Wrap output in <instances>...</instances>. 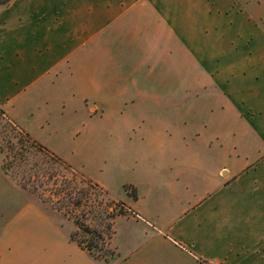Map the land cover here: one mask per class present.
Listing matches in <instances>:
<instances>
[{
    "label": "crops",
    "instance_id": "obj_1",
    "mask_svg": "<svg viewBox=\"0 0 264 264\" xmlns=\"http://www.w3.org/2000/svg\"><path fill=\"white\" fill-rule=\"evenodd\" d=\"M0 108L126 211L96 259L0 152V264H264V0H10Z\"/></svg>",
    "mask_w": 264,
    "mask_h": 264
},
{
    "label": "rangeland",
    "instance_id": "obj_2",
    "mask_svg": "<svg viewBox=\"0 0 264 264\" xmlns=\"http://www.w3.org/2000/svg\"><path fill=\"white\" fill-rule=\"evenodd\" d=\"M4 5L0 4V7ZM32 142L26 133L6 118L0 108L2 170L11 185L22 193H29L32 200L44 209L70 220L76 228L73 233L75 240L83 245L93 242L95 255L107 260L114 259L109 245L110 228L112 215L123 211L121 202L111 200L100 188L89 183L88 179L84 180L81 173L70 171L53 155ZM1 193H11V190L4 187ZM75 221L79 226L99 233L101 238L84 233L78 229Z\"/></svg>",
    "mask_w": 264,
    "mask_h": 264
},
{
    "label": "trees",
    "instance_id": "obj_3",
    "mask_svg": "<svg viewBox=\"0 0 264 264\" xmlns=\"http://www.w3.org/2000/svg\"><path fill=\"white\" fill-rule=\"evenodd\" d=\"M10 0H0V4H7L8 2H9ZM36 147H38V148H40L41 150H43V151H45L46 153H49V154H51V155H53L60 163H62V164H64L66 167H68L69 168V170L70 171H73V172H76L75 170H73V168L69 165V164H67L66 162H64L62 159H60L58 156H56V155H54L53 153H51V152H49L46 148H44L43 146H41L40 144H38V143H36V142H32ZM81 175V174H80ZM82 178L84 179V180H87L83 175H82ZM89 183H92V182H90L89 180H87ZM92 185H94V187H96V188H100L97 184H94V183H92ZM100 190H102V188H100ZM130 190V191H129ZM104 193H106L104 190H102ZM124 191L127 193V194H129L133 199H136V191H135V189L134 188H132V187H130V186H124ZM107 194V193H106ZM121 205H122V207H123V211L121 212V213H119V214H117V215H115L114 216V214L112 215V217H113V220H114V218L116 217V216H118V215H122V214H125L126 212H125V210H124V205H123V203H121ZM113 220H112V224H113ZM111 224V225H112ZM75 225L78 227V229H81L84 233H86V234H92V235H94L95 237H97V238H101V236H100V234L99 233H97V232H95V231H91V229H89L88 227H85V226H79V223H77L76 221H75ZM110 230H111V234H110V237H109V239L111 238V235H112V228H110ZM70 239L72 240V241H75L77 244H78V246L80 247V248H82L83 250H86L91 256H93L94 258H96V259H103V260H107V259H105V258H102L101 256H98V255H95L94 253H93V249H94V245H93V242H89L90 244L89 245H83L82 243H80V242H78L77 240H75V238H74V236H73V234L70 236ZM101 241H103V240H101Z\"/></svg>",
    "mask_w": 264,
    "mask_h": 264
}]
</instances>
